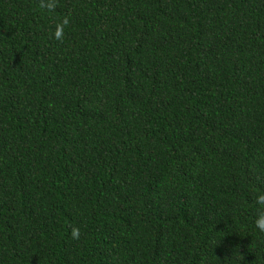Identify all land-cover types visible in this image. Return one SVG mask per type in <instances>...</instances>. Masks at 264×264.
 Listing matches in <instances>:
<instances>
[{
    "label": "trees",
    "instance_id": "1",
    "mask_svg": "<svg viewBox=\"0 0 264 264\" xmlns=\"http://www.w3.org/2000/svg\"><path fill=\"white\" fill-rule=\"evenodd\" d=\"M262 197L264 0H0V264H264Z\"/></svg>",
    "mask_w": 264,
    "mask_h": 264
},
{
    "label": "clouds",
    "instance_id": "2",
    "mask_svg": "<svg viewBox=\"0 0 264 264\" xmlns=\"http://www.w3.org/2000/svg\"><path fill=\"white\" fill-rule=\"evenodd\" d=\"M67 25H68V20L67 19H65L62 24L57 25L56 31L54 33V38L55 39H57L59 41L63 40V36H64L63 29ZM258 203H261L262 207H261V210L258 212V219L256 220V226L261 231H264V197H262L258 201ZM72 235H73L74 239H78L79 238V229L73 228L72 229Z\"/></svg>",
    "mask_w": 264,
    "mask_h": 264
}]
</instances>
